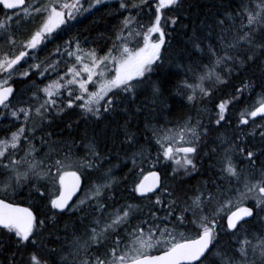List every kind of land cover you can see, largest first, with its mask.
I'll return each instance as SVG.
<instances>
[{
  "label": "snow or ice",
  "instance_id": "snow-or-ice-1",
  "mask_svg": "<svg viewBox=\"0 0 264 264\" xmlns=\"http://www.w3.org/2000/svg\"><path fill=\"white\" fill-rule=\"evenodd\" d=\"M101 6L120 17L106 51L63 39ZM183 9L184 0H0L9 264H264V0H238L190 29L175 65V95L190 112L173 120L170 81L153 76L172 32L188 28ZM25 23L34 27L21 39ZM253 67L261 73L246 76ZM121 152L132 166L117 180ZM195 175L207 178L185 189ZM121 183H131L123 202Z\"/></svg>",
  "mask_w": 264,
  "mask_h": 264
},
{
  "label": "trees",
  "instance_id": "trees-1",
  "mask_svg": "<svg viewBox=\"0 0 264 264\" xmlns=\"http://www.w3.org/2000/svg\"><path fill=\"white\" fill-rule=\"evenodd\" d=\"M117 0H110L112 5H115ZM238 0H184V9L182 10V21L184 24L188 25V28H180L177 27L176 31L172 32L170 39V47L167 53H165V62L163 67L157 70V73L153 76V79H161L164 81H170V83L165 84V96L168 99V103L173 105L174 111L172 113L171 119L176 120L184 117L190 112V109L183 106V98L175 95V85L179 82L180 79L183 78V72L179 70L175 65L180 62V57L184 51V45L187 39V33L190 31L192 27L199 24V22L203 19H208L211 16H214L217 11L222 10L225 7L234 6ZM1 16L4 15L3 11ZM108 9L101 6L99 11L93 10V14L79 17L78 21H74V27H72L67 35L63 36V39H68L70 36L79 35L81 38H88L89 47L94 46L99 38L104 39L111 36L114 33L115 29L118 27L117 21L119 22V16L107 14ZM34 25L25 23L21 28V33L19 38L23 39L28 35L33 29ZM62 43V40H56L54 43H48L47 47L41 46L42 51H39L38 55L40 59H44L52 52L56 46V44ZM105 46V44L103 45ZM103 46H94L97 49H103ZM110 46V45H109ZM108 46V47H109ZM107 50V48L103 49ZM102 54V53H101ZM261 69L258 67L250 68L249 71L245 74L246 76H251L253 73L259 75L261 73ZM17 83L21 85L20 89L16 84L13 85L17 91H22L25 85L21 84L19 80ZM241 81L239 79L233 80L232 83L228 86L226 91L231 94L233 92L232 85L235 84L239 86ZM255 95H253L252 99H245L244 102L238 103L234 108L231 109V117L233 121H235L239 115V111L241 109L246 108L250 105L255 99ZM144 97H141L143 100ZM215 99V98H214ZM208 107L211 108L212 104L209 103ZM74 118V114H73ZM67 119V117L65 118ZM259 120V118H257ZM107 122H102L100 125H92L93 127H103V124ZM113 122V126H114ZM5 127V122L0 119V129ZM63 127V125H61ZM59 131V129H57ZM211 139V138H209ZM119 151V145H114ZM121 161H125L127 163V167L121 168L117 167L114 169V173L116 175L117 180H120L121 177L127 173L128 168H130L131 161L126 160L123 153H120V159L114 161V163H120ZM147 167V165L145 166ZM203 167L207 169L208 162L207 158H205V162ZM206 176L195 175L194 177H190L187 179V183L183 186L185 189H190L198 184L199 181L206 179ZM130 188L131 183H129L127 190L125 189L123 183L119 184L116 189L115 196L123 202L127 200L130 196ZM26 190H25V193ZM26 196V195H25ZM24 198V197H23ZM22 198V200H23ZM72 218L69 216H65L61 219L59 228H63L65 224H71ZM15 250L14 240L11 234H7L3 230H0V264H9V258L12 255V252ZM19 259V257H17Z\"/></svg>",
  "mask_w": 264,
  "mask_h": 264
},
{
  "label": "rangeland",
  "instance_id": "rangeland-1",
  "mask_svg": "<svg viewBox=\"0 0 264 264\" xmlns=\"http://www.w3.org/2000/svg\"><path fill=\"white\" fill-rule=\"evenodd\" d=\"M9 14H11V13H9ZM2 15V13L0 12V16ZM116 16V15H115ZM118 16V15H117ZM119 23H120V17H119V22L117 21V25L119 26ZM28 25V24H27ZM112 35V34H111ZM100 39V41L101 42H97L94 46H98V47H100V46H103L104 44H105V46H103V49H105V48H107L110 44H111V41L108 39V38H105V40L104 39H101V38H99ZM94 46H92V47H94ZM31 62V61H30ZM25 67H26V65H25ZM18 84V85H17ZM16 85H17V87L20 89V87H21V85L19 84V83H17L16 82ZM91 87V86H90Z\"/></svg>",
  "mask_w": 264,
  "mask_h": 264
},
{
  "label": "flooded vegetation",
  "instance_id": "flooded-vegetation-1",
  "mask_svg": "<svg viewBox=\"0 0 264 264\" xmlns=\"http://www.w3.org/2000/svg\"><path fill=\"white\" fill-rule=\"evenodd\" d=\"M24 195H26V194H24ZM22 198H23V197H20L19 199H21V200H22Z\"/></svg>",
  "mask_w": 264,
  "mask_h": 264
}]
</instances>
